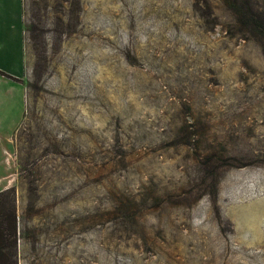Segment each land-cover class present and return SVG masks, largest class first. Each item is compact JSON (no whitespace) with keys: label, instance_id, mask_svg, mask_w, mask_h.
<instances>
[{"label":"rangeland","instance_id":"1","mask_svg":"<svg viewBox=\"0 0 264 264\" xmlns=\"http://www.w3.org/2000/svg\"><path fill=\"white\" fill-rule=\"evenodd\" d=\"M0 2L17 264H264V0Z\"/></svg>","mask_w":264,"mask_h":264},{"label":"crops","instance_id":"2","mask_svg":"<svg viewBox=\"0 0 264 264\" xmlns=\"http://www.w3.org/2000/svg\"><path fill=\"white\" fill-rule=\"evenodd\" d=\"M1 4V2H0ZM0 14H2L0 10ZM9 14V13H8ZM2 25L0 24V53H2L10 43V40H5L3 36L5 31H2ZM27 61L26 54L20 58V69L16 71H9L7 67H3L0 64V71H3L18 79H24V63ZM25 81V80H24ZM26 82V81H25ZM22 80H14L2 73H0V163L4 164V155H9L11 148V125H20L21 119L24 117L23 112L25 110V91L26 85ZM14 111L12 124L10 122V113ZM23 116V117H22ZM9 166V165H8ZM2 169L0 174V191L9 188V167Z\"/></svg>","mask_w":264,"mask_h":264},{"label":"trees","instance_id":"3","mask_svg":"<svg viewBox=\"0 0 264 264\" xmlns=\"http://www.w3.org/2000/svg\"><path fill=\"white\" fill-rule=\"evenodd\" d=\"M249 19L255 28H263L257 15L252 14ZM17 247L18 215L14 189L10 187L0 191V264H17Z\"/></svg>","mask_w":264,"mask_h":264}]
</instances>
